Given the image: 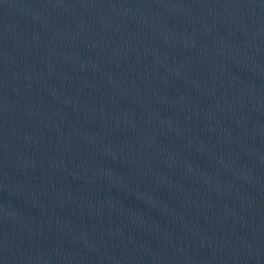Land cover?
I'll use <instances>...</instances> for the list:
<instances>
[{
    "label": "water",
    "instance_id": "water-1",
    "mask_svg": "<svg viewBox=\"0 0 264 264\" xmlns=\"http://www.w3.org/2000/svg\"><path fill=\"white\" fill-rule=\"evenodd\" d=\"M0 264H264V0H0Z\"/></svg>",
    "mask_w": 264,
    "mask_h": 264
}]
</instances>
